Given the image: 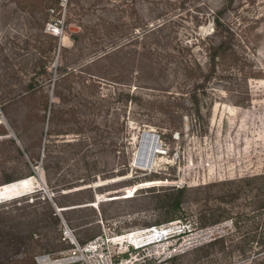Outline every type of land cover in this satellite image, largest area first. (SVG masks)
Wrapping results in <instances>:
<instances>
[{"label":"rangeland","instance_id":"rangeland-1","mask_svg":"<svg viewBox=\"0 0 264 264\" xmlns=\"http://www.w3.org/2000/svg\"><path fill=\"white\" fill-rule=\"evenodd\" d=\"M62 1L0 0V187L31 178L0 264L62 256V215L82 242L177 221L109 264H264V0Z\"/></svg>","mask_w":264,"mask_h":264},{"label":"built area","instance_id":"built-area-1","mask_svg":"<svg viewBox=\"0 0 264 264\" xmlns=\"http://www.w3.org/2000/svg\"><path fill=\"white\" fill-rule=\"evenodd\" d=\"M61 4H64V0ZM51 15L55 14L56 8L50 7ZM64 24L63 17L58 18L56 20L53 19V17L49 18V20L46 22L45 31L51 32L53 34H61L64 32V29L61 27V25ZM4 115L1 112L0 109V124L4 122ZM56 210L59 212L62 210L61 207H57ZM172 226V225H178L177 221H169L165 223L160 224H152L143 228H137L135 231L137 233H146V232H153L157 230H161L166 226ZM169 226V227H170ZM178 229H176L172 234H163V235H155L151 242L159 241L165 238H168L172 236L175 232H177ZM128 232L119 233L107 238H104L103 235H96L93 238L86 240L85 242H82L77 237L74 228L70 226L68 223V220L61 216V235L65 242L68 243L67 249L63 250V255L56 258L61 259V262H58L57 264H109L111 263H117L114 261V255L110 252L112 247L108 246V241H113L114 243H121L123 241H130L129 243L136 245V247H140L139 245L135 244V242H132L131 240H126ZM114 246V245H113ZM107 249L109 250V253L107 254ZM49 254V253H48ZM49 257L51 255L49 254ZM39 259V258H38ZM40 261V259H39ZM41 263V261H40Z\"/></svg>","mask_w":264,"mask_h":264},{"label":"bare ground","instance_id":"bare-ground-1","mask_svg":"<svg viewBox=\"0 0 264 264\" xmlns=\"http://www.w3.org/2000/svg\"><path fill=\"white\" fill-rule=\"evenodd\" d=\"M146 132V131H145ZM144 132V133H145ZM148 136H145L144 142L142 146V149L140 148L136 161L138 166L142 167H148L149 165L153 163L154 155L159 153L161 151V145L159 144V139L155 135V133L152 132H146ZM144 137V136H143ZM162 152V151H161ZM31 187V178L26 177L24 179L11 182L5 186L0 187V198L10 196L16 193H20L24 191L27 188ZM166 226L161 230L153 231V232H146V233H137L135 230L127 231L126 240H131L132 242H135L136 244L144 245L152 240L155 235H163V234H172L177 228V225L172 226ZM125 242V241H124ZM39 259L41 261V264H57L58 262H61V259H53L51 257H48V255H40Z\"/></svg>","mask_w":264,"mask_h":264},{"label":"water","instance_id":"water-1","mask_svg":"<svg viewBox=\"0 0 264 264\" xmlns=\"http://www.w3.org/2000/svg\"><path fill=\"white\" fill-rule=\"evenodd\" d=\"M145 131H146V130H144V132H145ZM155 135L158 137V134H157V133H155ZM159 144H160V143H159ZM134 163L137 164V161L135 160ZM43 255H48V257H49V254H48V253L43 254ZM38 258H39V256H38Z\"/></svg>","mask_w":264,"mask_h":264}]
</instances>
